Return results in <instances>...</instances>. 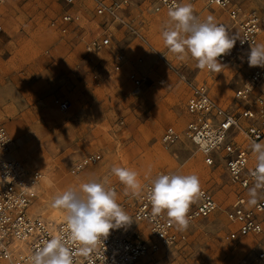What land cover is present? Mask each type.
I'll return each mask as SVG.
<instances>
[{
  "label": "rangeland",
  "instance_id": "rangeland-1",
  "mask_svg": "<svg viewBox=\"0 0 264 264\" xmlns=\"http://www.w3.org/2000/svg\"><path fill=\"white\" fill-rule=\"evenodd\" d=\"M153 1L130 0L120 11V18L141 37L114 23L108 28L111 45L91 53L87 43L102 38L108 24V17L95 16L93 0H76L73 7L62 0L1 3L0 125L13 140L10 156L43 173L31 213L54 226L67 223L66 210L51 206L54 198L90 180L116 186L117 202L122 201L134 190L118 180L113 167L136 171L141 187L159 169L195 174L200 189L214 195L219 209L188 226L187 245L147 259L159 264H250L259 238H230L233 225L227 212L235 189L223 167L207 166L198 147L184 137L169 149L162 145L165 129L173 126L182 132L188 121L189 91L182 76L208 82L212 97L232 107L234 91L255 68L247 62L250 48L215 75L200 70L194 60L179 59L164 44L162 31L173 22L166 12H153ZM238 1L245 11L260 16L258 44H264V0ZM190 4L202 18L229 25L228 10L206 7L202 1ZM69 9L82 15L83 28L63 34L51 22ZM119 55L124 59L119 61ZM132 70L143 78L139 90L128 80ZM63 101L71 104L65 111L59 106ZM239 140L246 146L242 135ZM89 156L97 162L75 172L76 164Z\"/></svg>",
  "mask_w": 264,
  "mask_h": 264
},
{
  "label": "built area",
  "instance_id": "built-area-1",
  "mask_svg": "<svg viewBox=\"0 0 264 264\" xmlns=\"http://www.w3.org/2000/svg\"><path fill=\"white\" fill-rule=\"evenodd\" d=\"M3 1L0 0V5ZM62 1L70 7L76 2ZM129 1L93 0L95 16L108 17V24L102 38H94L87 43L85 48L88 53L111 45L113 35L108 33V28L114 23L141 37L132 24L119 16ZM185 1H202L206 7L228 10L229 25L225 29L230 37L236 38V44L230 53L218 58L222 65L236 64L244 49L258 44L262 31L261 18L255 11H245L238 0H175L177 4H184ZM172 3L173 0H154L152 10L154 13L168 14ZM193 10L200 20L205 19L196 9ZM51 27L63 34L80 30L83 28L82 15L77 11L65 10L52 20ZM123 59V55L118 56L119 61ZM182 79L189 91L186 101L188 121L182 132L173 126L165 129L162 145L169 149L184 137L198 147L207 166L215 167L219 163L223 167L235 189V200L227 212L228 221L233 225L230 238L258 237L257 249L250 264H264V189L258 190L255 205L248 203L249 189L255 183L252 172L256 167L251 145L253 142H264V68L255 67L252 70L247 80L234 91V105L229 108L212 97L208 82L187 79L185 76ZM128 80L138 90L143 84V78L136 70L129 72ZM70 105L69 101H63L59 106L65 111ZM240 135L245 139L246 146L239 140ZM12 145L13 140L6 128L0 125V264H32L34 253L58 236H63L72 264H159L158 259L148 260L147 257L188 244L187 229L179 230L175 223L169 222L166 213L152 216L148 199L152 181L160 174L175 173L159 169L143 184L138 194L132 193L118 202L131 217L132 223L112 230L92 252L85 255L80 251L82 246L78 242L69 240L67 223L53 226L31 213L43 173L13 159L10 156ZM96 162L97 157H86L76 164L74 171L79 172ZM110 188L118 191L116 186ZM218 209L214 195L208 189H200L190 205L189 225L211 217Z\"/></svg>",
  "mask_w": 264,
  "mask_h": 264
},
{
  "label": "clouds",
  "instance_id": "clouds-1",
  "mask_svg": "<svg viewBox=\"0 0 264 264\" xmlns=\"http://www.w3.org/2000/svg\"><path fill=\"white\" fill-rule=\"evenodd\" d=\"M168 17L173 22L172 26L165 27L162 31L164 44L168 49L181 60L191 58L200 70L221 72L223 65L218 58L230 53L236 44V38L230 37L225 27L214 22L213 17L200 20L190 3L177 4L173 0ZM247 62L249 67L264 68V44L250 46ZM251 148L256 158V167L252 172L255 183L249 189L248 203L255 205L258 190L264 189V143L253 142ZM112 173L126 188L138 194L141 184L136 171L113 167ZM199 192V178L195 174L158 175L152 181L148 194L152 216L166 213L169 222L175 223L181 231L186 230L190 205ZM51 206L66 210L68 238L78 242L82 246L80 251L85 255L92 252L112 230L132 223L131 217L117 202L116 191L96 180L82 183L79 190L69 188L57 195ZM31 261L32 264H72L63 236L46 242L43 248L34 253Z\"/></svg>",
  "mask_w": 264,
  "mask_h": 264
},
{
  "label": "bare ground",
  "instance_id": "bare-ground-1",
  "mask_svg": "<svg viewBox=\"0 0 264 264\" xmlns=\"http://www.w3.org/2000/svg\"><path fill=\"white\" fill-rule=\"evenodd\" d=\"M10 157V156H9ZM48 180H50L51 182H52V178H51V175L50 174H48ZM31 211V210H30ZM48 222V221H47ZM49 223V222H48ZM50 224V223H49ZM50 225H52V224H50ZM54 226V225H53Z\"/></svg>",
  "mask_w": 264,
  "mask_h": 264
}]
</instances>
